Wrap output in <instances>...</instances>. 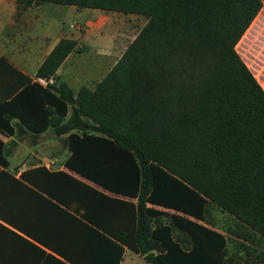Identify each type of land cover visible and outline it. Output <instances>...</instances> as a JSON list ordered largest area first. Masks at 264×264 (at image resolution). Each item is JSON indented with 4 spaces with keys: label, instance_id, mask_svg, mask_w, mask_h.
<instances>
[{
    "label": "trees",
    "instance_id": "1",
    "mask_svg": "<svg viewBox=\"0 0 264 264\" xmlns=\"http://www.w3.org/2000/svg\"><path fill=\"white\" fill-rule=\"evenodd\" d=\"M42 2L146 21L92 90L24 80L0 103V132L13 134L15 118L24 132L66 135L64 167L119 196L51 173L81 217L113 237L114 264L124 248L150 264H264V91L235 50L260 0H16L18 10ZM75 49L61 38L35 75H54ZM208 205L261 253L199 223Z\"/></svg>",
    "mask_w": 264,
    "mask_h": 264
},
{
    "label": "crops",
    "instance_id": "2",
    "mask_svg": "<svg viewBox=\"0 0 264 264\" xmlns=\"http://www.w3.org/2000/svg\"><path fill=\"white\" fill-rule=\"evenodd\" d=\"M260 2L236 51L264 91V0ZM145 21L134 14L52 2L18 10L16 0H0V103L18 97L24 80L46 87L35 73L61 38L75 40L76 49L55 71L54 84L64 82L74 94L81 86L92 90L114 64V23L129 29L139 24L140 29ZM79 54L82 61L76 59ZM10 125L13 134L0 132V264H114V246L106 239L113 237L81 217L84 211L68 185L57 184L51 173L65 172L119 196L64 167L66 135L55 136L50 127L39 134L24 132L15 118ZM58 141L65 145L62 152L55 151ZM118 264L150 263L124 248Z\"/></svg>",
    "mask_w": 264,
    "mask_h": 264
},
{
    "label": "rangeland",
    "instance_id": "3",
    "mask_svg": "<svg viewBox=\"0 0 264 264\" xmlns=\"http://www.w3.org/2000/svg\"><path fill=\"white\" fill-rule=\"evenodd\" d=\"M128 26L121 25L120 22H115L114 23V62L119 58L123 50L126 48V46L129 44V42L134 38V36L137 34L140 25H136L134 29H129L127 28ZM239 46L236 44L235 45V50H238ZM237 52V51H236ZM77 60L82 61L84 59V56L82 54H79L78 57L76 58ZM105 69H103L104 71ZM63 141H58L56 142L55 145V151L56 152H62V149L64 147ZM162 211L170 214L174 213L172 210H167V209H161ZM205 220L207 222H200L201 224H205L207 226L213 225L215 228H227L230 231V243L234 244V241L236 242H244L247 245H250V251L253 255H257L261 253V245L258 244H252L249 241L243 240L241 237L236 240V235L237 233L239 236H241V233L244 231L241 227H238L235 221L229 217L228 215L221 213L216 207L213 205H208L207 206V211L205 213ZM163 220H167V216L163 217ZM240 258L238 259L240 262H242L244 257L243 252H238L237 254ZM262 256V255H261ZM263 257V256H262ZM264 258V257H263ZM141 263H144L143 261H140Z\"/></svg>",
    "mask_w": 264,
    "mask_h": 264
},
{
    "label": "built area",
    "instance_id": "4",
    "mask_svg": "<svg viewBox=\"0 0 264 264\" xmlns=\"http://www.w3.org/2000/svg\"><path fill=\"white\" fill-rule=\"evenodd\" d=\"M70 26L71 27H77L78 28V26L76 25V24H74V23H72V24H70ZM36 80H37V82L39 83V84H42V85H50V84H54L55 82H54V77H53V75H50V76H48V77H37L36 78Z\"/></svg>",
    "mask_w": 264,
    "mask_h": 264
}]
</instances>
